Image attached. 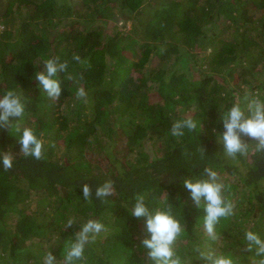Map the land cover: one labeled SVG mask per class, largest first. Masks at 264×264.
I'll return each instance as SVG.
<instances>
[{
	"label": "trees",
	"instance_id": "1",
	"mask_svg": "<svg viewBox=\"0 0 264 264\" xmlns=\"http://www.w3.org/2000/svg\"><path fill=\"white\" fill-rule=\"evenodd\" d=\"M128 21L131 30L118 31ZM0 26V96L14 90L25 103L24 116L0 128V154L14 156L11 170L0 165V264H43L49 251L62 260L89 219L107 230L77 264H154L141 244L145 218L130 212L138 193L153 212L171 206L185 225L177 251L191 264H205L197 248L254 264L244 234L264 238V153L232 160L218 137L233 103L264 100V0H0ZM56 57L68 68L53 101L35 73ZM188 116L197 129L172 136ZM24 127L44 141L42 159L20 154ZM206 167L235 205L216 241L183 183L206 178ZM107 180L115 191L105 202L95 190Z\"/></svg>",
	"mask_w": 264,
	"mask_h": 264
},
{
	"label": "clouds",
	"instance_id": "2",
	"mask_svg": "<svg viewBox=\"0 0 264 264\" xmlns=\"http://www.w3.org/2000/svg\"><path fill=\"white\" fill-rule=\"evenodd\" d=\"M76 61H81L78 55L73 56ZM43 71L35 73V80L47 97L53 101L61 96L62 88L58 74L67 71L68 62L60 61L59 57L48 59L43 63ZM72 79V76L68 77ZM87 93L83 87L76 91L77 99L86 98ZM243 104V106H242ZM25 114V103L22 94L14 90H7L0 96V128L11 127L13 120H19ZM18 118V119H17ZM224 131L219 134L218 142L223 146V154L232 160L238 156H247L251 151L264 153V100L259 96L245 94L242 102H235L221 116ZM197 122L188 116L176 120L171 126V135L182 137L185 130L194 132ZM18 132L21 131L17 127ZM242 137H248L255 141L254 148L250 149V143L245 142ZM20 154L24 157H33L36 160L43 158L44 141L39 138L32 127H24L19 138ZM14 156L11 152L0 154V165L5 171L13 167ZM206 178L193 180L187 178L183 181L184 187L190 192V197L197 208H203V228L205 234L216 241L218 235L216 226L222 219H228L234 215L235 205L225 195L227 186L220 179L218 173L210 167L204 169ZM83 197L90 200L92 190L88 184L83 185ZM114 182L107 180L95 190L96 198L105 201L114 194ZM135 203L131 209V215L135 218H145V228L150 238L145 237L141 244L148 249V258L154 264H191V258L182 257L177 251V242L185 232L182 225L173 213L171 206L164 210L151 211L145 203V195L136 194ZM75 223L69 219L67 227ZM106 226L99 220L89 219L83 223L80 230L74 236V240L68 242L66 252L62 260H58L51 251L43 257V264H77L84 260V251L88 244L95 241L96 237L106 231ZM246 241L245 252L255 253L258 257L254 264H264V238L257 232L246 230L244 234ZM198 258L205 264H240V260L231 253H217L213 249H196Z\"/></svg>",
	"mask_w": 264,
	"mask_h": 264
},
{
	"label": "rangeland",
	"instance_id": "3",
	"mask_svg": "<svg viewBox=\"0 0 264 264\" xmlns=\"http://www.w3.org/2000/svg\"><path fill=\"white\" fill-rule=\"evenodd\" d=\"M131 28H132V21H128V22H126V24H122V23L118 24V31L129 32L131 30ZM1 29H2V27L0 26V30ZM212 33H213L212 30L208 31L209 35H211ZM155 101L158 102L157 100H155Z\"/></svg>",
	"mask_w": 264,
	"mask_h": 264
}]
</instances>
